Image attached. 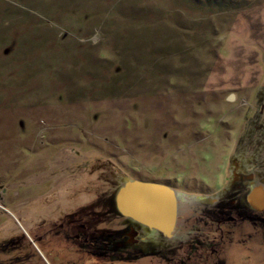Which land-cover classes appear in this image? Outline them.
Returning a JSON list of instances; mask_svg holds the SVG:
<instances>
[{"label": "rangeland", "instance_id": "obj_1", "mask_svg": "<svg viewBox=\"0 0 264 264\" xmlns=\"http://www.w3.org/2000/svg\"><path fill=\"white\" fill-rule=\"evenodd\" d=\"M263 129L264 0H0V264H71L57 224L115 233L127 180L173 187L180 213ZM251 246L226 264H264Z\"/></svg>", "mask_w": 264, "mask_h": 264}, {"label": "flooded vegetation", "instance_id": "obj_2", "mask_svg": "<svg viewBox=\"0 0 264 264\" xmlns=\"http://www.w3.org/2000/svg\"><path fill=\"white\" fill-rule=\"evenodd\" d=\"M260 133L264 136V131ZM263 141L264 138L263 144L251 147L246 159L240 160L245 170H233L232 161H237L239 155L237 152L229 155L227 170L232 169L234 177L227 176L218 189L207 187L209 190L205 188L197 193L183 192L194 196L183 199L180 213L176 197V219L170 234L119 213L121 228L115 233L107 231V235L97 236L93 231L85 230L88 226L80 224L77 218L64 219L67 216L64 215L55 232L61 239L75 242L72 245L76 246L74 249L79 251L80 257H75L71 264L83 263L86 259L82 258L83 254L96 264H121L124 261L136 264V260L145 257L164 264L248 262L253 255L252 243L264 245V199L262 203L255 200V191L264 197V158H255L263 154ZM260 149L262 151L258 153ZM171 188L176 195V190ZM6 189L2 188L1 198ZM67 195L78 193H73L71 186ZM237 247L240 250L233 252L232 249Z\"/></svg>", "mask_w": 264, "mask_h": 264}, {"label": "bare ground", "instance_id": "obj_3", "mask_svg": "<svg viewBox=\"0 0 264 264\" xmlns=\"http://www.w3.org/2000/svg\"><path fill=\"white\" fill-rule=\"evenodd\" d=\"M122 209L141 218L166 223L168 219V201L166 193L146 187L130 186L119 195Z\"/></svg>", "mask_w": 264, "mask_h": 264}, {"label": "water", "instance_id": "obj_4", "mask_svg": "<svg viewBox=\"0 0 264 264\" xmlns=\"http://www.w3.org/2000/svg\"><path fill=\"white\" fill-rule=\"evenodd\" d=\"M130 186H138V187H146V188H151L154 190H161L163 192L166 193L167 196V201H168V219L166 221V223H159V222H154L151 219H146V218H141L140 216H137L131 212H128L124 209L121 208L120 204H119V195L120 193L130 187ZM255 193L257 195H255L256 197V202L258 203H262L263 202V195H258V193L255 191ZM113 201L114 204L117 206L119 213L127 216L143 225H146L147 227L150 228H156L159 229L160 231H162L165 234H170L171 230L174 227V223H175V219H176V209H177V204H176V195L174 194V190L165 184H160V183H156V182H147V181H141V180H127L124 182V184L122 186L119 187V189L116 191V195H113Z\"/></svg>", "mask_w": 264, "mask_h": 264}]
</instances>
